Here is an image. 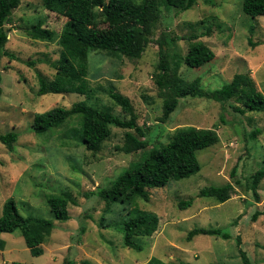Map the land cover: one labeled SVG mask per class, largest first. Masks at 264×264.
<instances>
[{
    "label": "rangeland",
    "instance_id": "obj_1",
    "mask_svg": "<svg viewBox=\"0 0 264 264\" xmlns=\"http://www.w3.org/2000/svg\"><path fill=\"white\" fill-rule=\"evenodd\" d=\"M241 5L242 0H197L183 11L161 3V16L139 58L103 51L88 53L87 78L92 87L101 88L97 92L38 95L37 73L52 78L55 70L46 60L55 61L60 47L57 39L48 42L30 38L24 27L42 20L58 34L65 17L45 9L43 0H20L11 12L5 45L15 58L0 57V134H18L12 151L0 141V214L3 202L13 198L23 216L50 219L54 228L42 243L43 253L39 256L31 255L20 230L1 232L5 243L0 249V264H60L67 256L75 264H142L151 257L189 264H244L237 236L249 264H264V215L251 220L254 210H264V179L258 187V200L246 187L247 177L264 158V112L240 114L233 110L238 105L235 98L219 102L187 97L181 98L169 118L162 121L163 100L171 95L167 89H162L161 95L153 78L159 60L157 39H173L165 45L167 52L169 57L181 59L188 50L190 35L195 34L196 40L215 56L197 68L181 62L178 73L182 78H199L201 88L213 90L228 83L236 73L247 72L264 94V15H246ZM109 89L129 98L143 136L134 129L110 125V136L93 152L81 141L77 115L43 133L31 129L37 113L57 106L69 108L77 101L108 109L128 120L130 115L108 96ZM256 128L260 133L250 138ZM186 129H214L219 136L215 144L197 151V173L151 188L147 201L107 205L98 196L99 188L107 187L120 172L141 161L148 148L165 144L176 130ZM126 132L146 139V147L126 152ZM234 167L236 174L232 177ZM225 183H231L233 190L224 202L198 196L205 186ZM65 191L75 203H68L70 218L57 221L45 198ZM188 199L192 204L180 208L179 201ZM134 206L158 216V227L151 236L134 237L141 245L140 251L124 247L120 231L128 218L137 215ZM195 227H220L231 238L196 235L188 240V231Z\"/></svg>",
    "mask_w": 264,
    "mask_h": 264
},
{
    "label": "trees",
    "instance_id": "obj_2",
    "mask_svg": "<svg viewBox=\"0 0 264 264\" xmlns=\"http://www.w3.org/2000/svg\"><path fill=\"white\" fill-rule=\"evenodd\" d=\"M197 0H43L45 9L65 17L61 31L56 32L46 26L42 20L24 27L27 35L40 41H54L60 47L59 56L55 61L46 60L54 68L51 79H47L37 73V94L46 93H78L90 95L97 92L100 87H92L88 75V53L91 51L105 52L116 56H126L130 59L139 58L150 41L153 29L161 16L160 4L174 7L179 10L191 8ZM20 0H0V57L9 56L15 58L6 48L11 23V12L18 7ZM242 12L251 17L264 15V0H242ZM6 26V28H5ZM198 36L190 35L189 46L186 54L181 57H169L167 47L170 41L160 37L159 60L157 71L153 75L154 82L162 95L167 89L170 97L163 100V111L160 119L166 121L176 108L181 98L199 97L209 98L224 102L235 98L238 105L233 110L244 114L249 112H264V94L258 90L249 73H236L233 78L218 89L205 90L201 88L199 78L191 81L182 78L179 73L181 62L190 68H197L214 58V52L202 41L196 40ZM32 65L33 61H29ZM0 73V94H1ZM108 96L121 110L130 115L128 120L121 119L110 110L93 107L85 101L74 102L69 108L53 107L34 115L31 129L36 133H43L50 128H58L72 115L79 116V136L85 148L90 151L99 150L102 142L110 134V125L120 128L134 129L140 136L143 132L135 122L132 105L125 95L107 90ZM260 129L256 128L250 134L254 138ZM18 134L9 131L0 134V141L6 145L8 151L14 149V143ZM127 145L125 151L144 149L147 140L137 139L131 133L126 132ZM219 136L214 129L200 130H176L171 139L165 144L148 148L141 161L120 172L107 187L97 190L98 196L107 204L114 202L134 203L137 199L147 201L150 197V189L162 187L170 180H178L189 177L200 170L197 159V151L215 144ZM235 167L231 170V176H235ZM264 179V158L261 166L251 173L246 180V187L252 192L255 200H258V187ZM239 183V181H238ZM240 184V183H239ZM233 185H209L201 188L199 197H212L218 202H224L230 198ZM52 218L57 221H66L70 218L67 210L69 202L75 203L68 191L57 194H48L45 198ZM179 207L184 209L192 204V199L179 201ZM137 214L128 218L120 228L122 232V244L124 247L140 251L141 245L134 237L151 236L158 227V216L154 212L132 207ZM263 214L264 210H254L251 220ZM54 228V222L37 216H23L16 206L13 198L6 199L1 208L0 233L20 230L24 243L31 255L39 256L43 253L42 243L50 235ZM83 231V228L81 229ZM196 235L220 236L231 238V234L220 227H195L188 231L187 239ZM5 241L0 238V249H3ZM236 244L244 264L249 260L243 250L239 237ZM22 264V263H18ZM60 264H75V261L67 256ZM142 264H189L185 261H164L158 257H151Z\"/></svg>",
    "mask_w": 264,
    "mask_h": 264
},
{
    "label": "water",
    "instance_id": "obj_3",
    "mask_svg": "<svg viewBox=\"0 0 264 264\" xmlns=\"http://www.w3.org/2000/svg\"><path fill=\"white\" fill-rule=\"evenodd\" d=\"M5 28H6V26H5Z\"/></svg>",
    "mask_w": 264,
    "mask_h": 264
}]
</instances>
